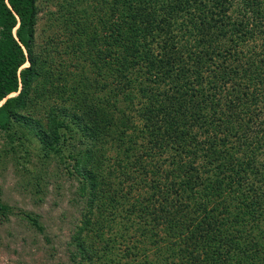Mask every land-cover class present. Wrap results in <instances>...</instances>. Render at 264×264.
Returning a JSON list of instances; mask_svg holds the SVG:
<instances>
[{
  "label": "trees",
  "instance_id": "trees-1",
  "mask_svg": "<svg viewBox=\"0 0 264 264\" xmlns=\"http://www.w3.org/2000/svg\"><path fill=\"white\" fill-rule=\"evenodd\" d=\"M85 1L65 0L60 6L67 9V15L62 16V30L73 35L64 50L58 48L54 40H49L48 45L35 43L36 0H0V131L8 129L11 119L25 101L32 103L30 96L33 93L59 94L68 101L81 104L80 107L92 117L89 128L86 124L82 126L84 138L77 137L74 126L70 128L63 122L49 119L45 129L34 132L41 149L45 153L55 150L62 157L65 148L59 144L72 146L78 141L86 147L81 155V152L69 153L74 160L69 172L72 169L71 175L80 177L83 183L80 194L87 205L83 218L88 232L94 228L101 231V221L106 224L116 222L115 211L119 209L125 218L123 230L134 227L141 236L152 239L154 246L153 259L144 256L135 262L137 251L133 252L134 258L123 261L122 257L115 258L111 256L112 252H106L111 250L108 249L109 243L100 249L101 240L96 237L89 242L74 239L77 241L75 252L70 255L71 264H219L211 254L225 243L221 251L231 252L226 256L231 261L238 257L236 264H264L261 243L264 234L257 238L251 232L255 227L260 237L264 233V228L260 229V225L264 227V161H260L258 155L264 147V56L256 54L255 60L249 56L242 62L237 57L239 45L227 47L232 50L230 55L236 56H231L236 66L230 74L218 69L227 61L225 49L215 47L218 50L210 55L213 61L210 65L202 59L191 58L187 73L193 75L186 76L183 82L190 91V94L182 92L186 99L184 110L166 114L169 126L162 127L156 117L154 121L144 122L135 135L142 138L143 143L136 145L131 141L126 145L124 138L129 137L121 138L119 132L130 126L126 125L124 117L122 123L109 120L108 96L99 86L102 73L98 72L100 68L96 71L97 59L88 49V46H97L93 50L97 52L101 42L98 37L91 38L85 33L91 30L88 15L98 10L96 20L105 26L104 42H108L110 49L117 48L115 54L119 61L144 66L150 72L158 63L163 36L168 37L167 43L173 45L168 46V52L175 66L172 48L182 41L190 46V41L185 39L200 29L194 17L174 20L170 3L162 2L159 9L151 0H90L89 4ZM237 1L226 0V9L234 12ZM240 1L242 16L258 13V0ZM143 3L148 4V8H144ZM261 5L264 6V0ZM141 9L146 14L150 10V14L156 15L141 19ZM166 13L172 18L168 16L169 19L165 18L163 24H159L157 18ZM122 36L137 44L142 42L141 39L150 38L151 44L137 61L123 43L126 39ZM188 52L184 55L187 56ZM65 54L67 60L63 57ZM74 58L81 60L74 61ZM213 64L218 71L212 70ZM138 68L142 69V75L149 73H143V67ZM127 72L133 74L129 69ZM196 73L198 77H195ZM16 93V97L7 98ZM259 103L262 107L258 111ZM73 116L76 118L77 114ZM80 120L85 122L83 118ZM63 129L65 132H61ZM102 136L107 137L104 142ZM111 137L124 147L123 159H117L115 163L123 176L121 183L113 186L121 191L117 195L111 193L113 184L95 166L96 149L112 141ZM87 140L98 143L92 146L94 151L86 145ZM149 176L152 194L143 196L142 200L139 197L131 200L129 193L141 181L145 184L144 179ZM124 184L128 189L126 193L119 186ZM145 201L146 204H142ZM236 209L239 210L236 212ZM247 209L260 213L248 226L239 225L240 220L248 219L243 216ZM4 211L6 207L0 204V213L4 214ZM240 211L241 215L238 214ZM27 217L33 227L42 230L37 221ZM228 220L236 221L246 229L249 242L245 247L238 245L241 244L239 239L229 241L223 236L222 226ZM97 236L100 238L101 233Z\"/></svg>",
  "mask_w": 264,
  "mask_h": 264
},
{
  "label": "rangeland",
  "instance_id": "rangeland-1",
  "mask_svg": "<svg viewBox=\"0 0 264 264\" xmlns=\"http://www.w3.org/2000/svg\"><path fill=\"white\" fill-rule=\"evenodd\" d=\"M151 1L152 5H156L159 9L162 2L170 3L174 20L180 21L186 17H194L197 20L196 26L200 31L191 38L185 39L190 41V46L184 45L183 41L181 43L173 42V44L176 43L172 48L176 68L168 52L169 47L173 46L167 43L168 37L163 36L164 41L163 43L161 41L162 47L159 50L158 63L150 72L144 66H131L132 62L119 61L120 58L115 54L117 48L114 46L110 49L108 42H104L106 40L103 36L105 26L100 25L96 20L98 10L92 11L88 15V21L86 20L88 24L90 22L91 30L88 29L85 33L89 34L91 38L96 36L101 40L97 52L93 51L97 46H87L91 50L93 58L97 59L96 71L97 68H100L98 72L102 73L99 75V86L104 88V95L108 96L107 102L109 103L106 104V107H108L109 120L122 123L124 117L126 125L130 126L120 129L119 132L122 135L121 138H130H124L126 145L131 141V144L135 143L136 145L143 143V139L137 138L135 135L142 128L144 122L154 121L156 120L154 117H156L162 127L169 126L170 123L168 125L167 122L169 117L166 114L184 110L186 99L182 92L190 94V91L183 85V82L186 76L193 75V73H187L188 67L192 64L191 58L202 59L207 62V65H210L213 62L210 55L218 50L215 47L225 49L227 61L221 63L218 69L230 74L236 66L232 57L236 56L230 55L232 50L227 47H235V44H238L240 54L237 57L242 62L249 56L254 57L255 60L256 54L264 56V6L261 5L262 0H258L260 3L259 9H257L258 13L251 12L243 16L240 12L242 8L240 0L234 3V12L226 9L228 7L226 0ZM62 3H65V0H36L34 37L37 45H48L49 40H54L59 46L58 48L65 50L66 44L70 43V37L73 38L71 32L62 30V16L67 15V9L60 7ZM89 3L90 0L85 1V4ZM85 4L83 6L87 8ZM143 6L148 8V4L143 3ZM88 10L90 11V8ZM139 14L144 20L149 19V15V17L156 15V13L155 15L150 14V10L146 14L142 9ZM168 16L172 18L169 13H166L164 17L157 18V21L160 22L159 24H163L165 18L169 19ZM201 19L208 21L203 23ZM13 33L15 34V29ZM141 41L139 44L132 39L123 41L129 47V53L132 52L131 56L137 61L151 44L150 38L144 41L141 39ZM153 42L156 43L154 40ZM212 49L214 50L212 51ZM187 50L189 52L186 56L184 53ZM63 57L66 60L68 58L66 54ZM80 60L74 58V61ZM138 67H143V73L147 71L149 73L142 75V69ZM128 69L133 71L132 75L127 72ZM212 70L218 71L215 65ZM194 75L198 77L197 73ZM16 96L17 93L11 94L7 98ZM30 98L33 100L32 103L25 101L22 108L16 111L11 119L8 129L0 131V204L6 207L4 214L0 213V264H71L70 255L75 252L77 241L74 239L81 238L89 242L92 241V237L101 240L98 245L100 249L109 243L108 249L111 248V250L106 252H112L111 256L115 258L122 257L123 261L134 258L133 252L137 251L135 262L144 256L153 259L155 253H153L152 239L144 238L138 230H134V227L123 230L125 218L119 209L115 211L116 222L106 224V221L105 223L101 221L100 225L103 228L99 232L98 228H94L91 232L86 229L87 225L83 217L87 213L85 210L87 205L84 197L80 194L83 183L80 177L71 175L72 169L69 172V166L74 161L69 153L72 151L75 154L81 152V155L85 153L86 147L78 144V141H75L76 144H72V146L59 144L65 148L63 156L60 157L55 150L45 153L34 135V132L39 128L45 129L49 119H53L55 122L69 125L70 128L74 126L77 130V137L84 138L82 126L84 124L88 128L91 126V114L86 113L80 107L81 104L68 101L67 97L62 98L59 94L48 96L46 93L36 92ZM261 107L262 103H259L256 109L259 111ZM74 113L77 114L76 118L73 116ZM81 118L86 123L81 121ZM61 132H65V129ZM89 134L91 133L89 132ZM116 136H118V132H116ZM105 138L107 139V137ZM105 138L102 136L101 141L104 142ZM110 139L112 141H108L103 148L96 149L95 166L96 170L113 184L110 188L111 193L117 195L121 191L115 190L113 186L121 183L123 176L119 174L115 163L117 159H123L124 147H120L118 142L115 143L114 137ZM144 143H147V140ZM97 144L92 140L86 142L91 151H94L92 146ZM134 151L132 149V152ZM259 152L260 161H264V147ZM144 182L145 184L141 181L140 185L138 184L137 188L129 193L131 200L134 201L138 197L142 200L143 196L152 194L153 189L149 186L151 177L144 179ZM119 186L125 193L128 191L125 184ZM142 204L145 205L146 201ZM230 209L233 210L232 207ZM238 210L236 209V212ZM259 213L260 211L247 209L243 216L248 219L240 220L239 225L246 224L248 226L253 217ZM238 214L241 215V211ZM27 216L37 221L42 230L33 227ZM239 225L236 221L228 220L222 226L221 232L227 240L239 239L241 244L238 245L245 247L249 239L247 232L245 233L246 229ZM263 228V225H260V229ZM253 229L251 232L257 238H262L264 233L260 232V237L255 227ZM79 230L82 231L79 232ZM99 233H101L100 238L97 236ZM116 233L119 234L115 235ZM261 243L264 246V238ZM225 245L226 243L211 256H215V260L219 264H236L238 257L231 261L226 257L231 252L221 251Z\"/></svg>",
  "mask_w": 264,
  "mask_h": 264
}]
</instances>
